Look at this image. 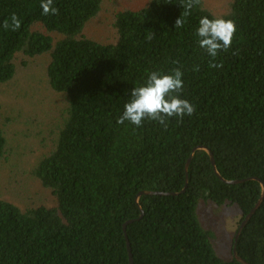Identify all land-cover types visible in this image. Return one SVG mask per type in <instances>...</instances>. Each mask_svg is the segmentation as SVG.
<instances>
[{"label":"trees","instance_id":"16d2710c","mask_svg":"<svg viewBox=\"0 0 264 264\" xmlns=\"http://www.w3.org/2000/svg\"><path fill=\"white\" fill-rule=\"evenodd\" d=\"M119 1L116 39L101 43L84 31L105 0H53L56 15H43L41 0H0V25L13 12L22 21L15 32L0 27V88L10 93L41 59L49 89L65 100L30 174L52 204L0 200V264H130L127 241L132 264H240L215 252L197 207L235 206L241 224L264 192V0H201L188 17L182 0ZM205 16L235 22L231 47L214 61L220 68L197 42ZM179 17L184 26L175 28ZM175 68L193 115L170 118L166 129L117 123L148 73ZM6 110L0 102V161L10 151ZM236 253L264 264V194Z\"/></svg>","mask_w":264,"mask_h":264},{"label":"rangeland","instance_id":"374dc122","mask_svg":"<svg viewBox=\"0 0 264 264\" xmlns=\"http://www.w3.org/2000/svg\"><path fill=\"white\" fill-rule=\"evenodd\" d=\"M105 1L104 8L86 26L84 34L95 41L111 43L116 39L112 27L113 15L115 9L123 4L119 0ZM208 1L213 6L227 3V0ZM146 2L135 0L133 6H143ZM31 62L17 76V83H11L13 88L10 93L9 88H0V102L6 104V115L13 120L7 133L10 151L6 159L0 161V200L12 202L20 208L32 204H52L51 197L30 174L43 153L51 147L46 139L65 106L64 97L52 92L47 85L46 62L41 59H33ZM197 217L202 228L212 234L215 252L221 258L229 259L241 220L237 208L230 205L218 207L209 201H200Z\"/></svg>","mask_w":264,"mask_h":264},{"label":"clouds","instance_id":"9594fccd","mask_svg":"<svg viewBox=\"0 0 264 264\" xmlns=\"http://www.w3.org/2000/svg\"><path fill=\"white\" fill-rule=\"evenodd\" d=\"M200 2L201 0H182L183 16H190L193 8ZM40 7L43 15H56L59 11L53 7V0H41ZM21 23V19L13 12L0 27H3L5 31L15 32L20 29ZM184 23V19L179 17L175 21V28L183 27ZM235 31V22L231 19L222 17L209 19L207 16L199 19L195 35L199 38L197 41L199 47L211 57L210 68L223 67L222 63L217 64L214 61L218 53L229 50ZM148 38L151 39V35ZM173 63H178V61H173ZM193 71L198 72L199 66L194 67ZM182 76L180 68L173 69L169 74L159 71L148 73L144 84L131 90L130 99L125 103L124 111L117 123L123 124L128 121L138 128L147 119L158 122L166 129L170 118L175 117L182 120L185 115H193L194 106L180 98L183 90Z\"/></svg>","mask_w":264,"mask_h":264},{"label":"water","instance_id":"95a60500","mask_svg":"<svg viewBox=\"0 0 264 264\" xmlns=\"http://www.w3.org/2000/svg\"><path fill=\"white\" fill-rule=\"evenodd\" d=\"M200 149H203L204 151H206L209 155V158H210V162L213 166V172H215V174L220 178L222 179L220 176H219V173L216 172V168H215V163H214V159H213V156L212 154L206 150L205 148H200ZM190 160V159H189ZM189 162V161H188ZM188 162L186 164V169H187V166H188ZM223 180V179H222ZM226 183L228 184H233V183H239L240 181H225ZM141 194H150V195H153V194H158V193H152V192H144V193H141ZM263 194L264 192L262 193L259 201L257 202V204L254 206V208L250 211V213L244 217V220L241 222V224L239 225L238 229H237V232L234 236V242H233V247H232V255L233 257L240 263V264H248L246 263L245 261H243L240 257L237 256V253H236V243H237V239L239 237V234L243 228V226L246 224V222L250 219V217L252 216V214L255 212L256 208L258 207V205L260 204L261 200H262V197H263ZM161 195V194H160ZM142 216V215H141ZM128 224V223H127ZM124 228V231H125V228H126V225L123 227ZM127 250H128V255H129V263L132 264V257H131V251H130V246H129V243L127 241Z\"/></svg>","mask_w":264,"mask_h":264}]
</instances>
